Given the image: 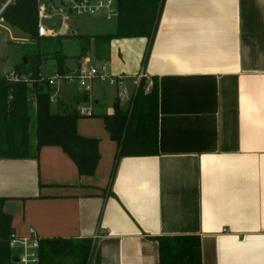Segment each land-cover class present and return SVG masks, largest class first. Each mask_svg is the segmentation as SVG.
Masks as SVG:
<instances>
[{"label": "crops", "instance_id": "1", "mask_svg": "<svg viewBox=\"0 0 264 264\" xmlns=\"http://www.w3.org/2000/svg\"><path fill=\"white\" fill-rule=\"evenodd\" d=\"M105 20L114 24L89 35L114 31L116 19ZM146 45L145 36L113 39L104 71L122 77L121 109L137 75L148 86L156 78L157 153L120 158L110 178L116 143L100 117L84 116L77 132L99 139L92 176L59 146L41 147L37 159L0 158L15 235L89 239L88 264H159L158 238L173 236H198L201 264H264V0H163L143 66ZM68 85L50 88L51 113L77 104L112 112L114 85L104 112L92 86Z\"/></svg>", "mask_w": 264, "mask_h": 264}, {"label": "trees", "instance_id": "2", "mask_svg": "<svg viewBox=\"0 0 264 264\" xmlns=\"http://www.w3.org/2000/svg\"><path fill=\"white\" fill-rule=\"evenodd\" d=\"M5 0H0V5ZM118 15L112 32L78 35L80 52L78 61L92 52L100 63L109 58V45L121 37L145 36L147 45L143 66L149 57L157 30L163 0H116ZM39 0H14L4 10L8 26L28 36L24 41L22 59L12 70L15 79L0 76V158H38L43 146H59L75 163L81 176H92L99 161L98 138L80 135L76 122L84 117L76 107L63 113L50 111V87L47 77L53 72L68 71L67 56L62 50L61 38L65 34L40 36L38 26ZM25 59V61H24ZM54 61L50 73L43 65ZM141 76L126 109H121L119 99L113 100V110L95 115L103 120L109 138L116 143L110 178L122 157L146 156L157 153L158 144V82L155 77ZM86 98V93L81 94ZM79 102V99L77 100ZM0 198V264H10L12 250L10 239L15 235L11 215L2 209ZM86 243L73 248L70 245ZM159 264H201L198 236L159 237ZM91 241L43 238L39 240L40 264H54V258L62 253H77L79 261L73 264H88Z\"/></svg>", "mask_w": 264, "mask_h": 264}, {"label": "built area", "instance_id": "3", "mask_svg": "<svg viewBox=\"0 0 264 264\" xmlns=\"http://www.w3.org/2000/svg\"><path fill=\"white\" fill-rule=\"evenodd\" d=\"M13 1L5 0L0 5V39H2V34L7 29L3 12ZM53 1L50 0L44 3L39 1L37 31L40 36H55L58 33V31L55 32L53 27L49 28L43 24L44 20L52 18V10L61 9L63 12H68L78 17L103 14L106 19H116L118 15L116 0H59L58 5L53 3ZM104 70L105 62H102L100 67H96L90 64L89 59H86V63L79 64L64 73L53 72V74L47 77V84L50 88L57 90L62 83L76 82L84 90H89L92 80L99 78L102 81H107L109 84L114 85L117 88L118 98L123 100L125 98V90L122 77L109 76ZM0 76L15 79V74L12 70L8 72L0 71ZM141 76L146 75H137V79L134 81L135 87ZM49 100L50 102L56 101L54 93H50ZM76 110L83 116L90 117L93 115V111L82 104H77ZM39 240L40 237L32 229L29 230L26 236L13 235L9 242L13 255L10 264H40Z\"/></svg>", "mask_w": 264, "mask_h": 264}, {"label": "rangeland", "instance_id": "4", "mask_svg": "<svg viewBox=\"0 0 264 264\" xmlns=\"http://www.w3.org/2000/svg\"><path fill=\"white\" fill-rule=\"evenodd\" d=\"M40 2H49L50 0H39ZM59 0H54L53 3L58 5ZM43 24L49 28L53 27L57 34H61V26L65 25L67 27L66 34L61 38L63 53L67 56L65 65L73 66L76 64V57L80 52V40L78 35L90 34L93 30H96L100 25L107 24L112 26L114 20H105L103 14L83 16L78 17L74 14L68 12H63L61 9L52 10V18L49 20H44ZM71 26V27H70ZM6 30L2 34V39H0V70L1 72H8L14 69V66L20 63L22 59L23 43L28 36L22 31L6 25ZM92 58V65L100 67V62H98L92 55V52L86 54ZM88 64V63H87ZM54 67V61L48 60L44 65L43 69L45 73H50ZM70 84L67 89L75 90L79 86L76 82H65L63 84ZM92 97L99 99V105H97L95 110H102L103 112L112 106V100L115 95V88L111 86L107 81H102L99 78H94L92 80ZM80 87V86H79ZM59 89V88H58ZM83 89V88H82ZM51 94L53 92H50ZM55 98V97H54ZM67 102V101H66ZM73 103V102H72ZM70 103V105H72ZM125 104V102H122ZM51 112H56V107L50 104ZM108 107V108H107ZM86 243L77 244L76 241L70 245L73 248L77 246H83ZM80 256L77 253H62L61 255L54 258V264H73L79 261Z\"/></svg>", "mask_w": 264, "mask_h": 264}, {"label": "water", "instance_id": "5", "mask_svg": "<svg viewBox=\"0 0 264 264\" xmlns=\"http://www.w3.org/2000/svg\"><path fill=\"white\" fill-rule=\"evenodd\" d=\"M64 31V27H62V29H61V33ZM24 61H25V59H24Z\"/></svg>", "mask_w": 264, "mask_h": 264}]
</instances>
